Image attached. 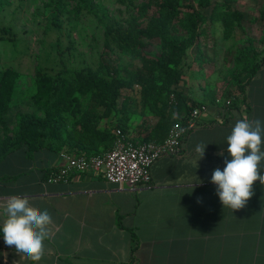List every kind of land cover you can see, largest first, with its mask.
Segmentation results:
<instances>
[{"label": "crops", "instance_id": "crops-1", "mask_svg": "<svg viewBox=\"0 0 264 264\" xmlns=\"http://www.w3.org/2000/svg\"><path fill=\"white\" fill-rule=\"evenodd\" d=\"M246 91L248 110L202 112L182 151L152 165L150 183L118 185L100 173L54 181L48 173L62 166L61 151L11 152L0 161V225L11 196L27 197L53 222L39 262L17 253L0 234V264H264V185L255 181L247 204L232 210L211 182L213 171L231 159L227 137L236 121L264 122V63ZM137 113L129 108L107 125L125 123L130 139L140 142L158 117ZM200 143L206 145L202 159L195 152Z\"/></svg>", "mask_w": 264, "mask_h": 264}, {"label": "trees", "instance_id": "trees-1", "mask_svg": "<svg viewBox=\"0 0 264 264\" xmlns=\"http://www.w3.org/2000/svg\"><path fill=\"white\" fill-rule=\"evenodd\" d=\"M76 1L78 11L84 7L91 10L98 7L94 0ZM120 1L134 13L123 25L105 22L106 34L131 58H140L142 66L123 67L108 55L109 50H105L96 69L64 67L56 72L40 69L33 96L35 110L19 113L14 135L6 136L0 142V161L22 147L28 149L30 156L42 148L88 156L103 155L116 142V135L107 120H113L121 113L127 114L129 108L137 105L134 92L141 98L142 113L146 115L150 111L158 117L150 133L140 142H162L171 128L182 123L193 108L198 107L203 112V105L190 100L179 83L186 53L197 43L206 22L204 12L194 3L183 0H142L139 6L131 0ZM199 4L209 8L213 0H199ZM219 6L224 35L228 38L243 20L244 13L234 6L233 0H219ZM177 25L184 29L185 37L165 31L166 26ZM145 40L157 41L161 54L148 53ZM256 54L253 43L237 54L233 77L242 98L230 102L228 111L249 108L247 86L264 63V55L259 63L253 61ZM17 76L15 70L7 69L0 78V126L6 131L10 130L9 112ZM83 96L89 99L86 107L82 103ZM118 125L126 132L125 123ZM56 171L50 170L48 178Z\"/></svg>", "mask_w": 264, "mask_h": 264}, {"label": "rangeland", "instance_id": "rangeland-1", "mask_svg": "<svg viewBox=\"0 0 264 264\" xmlns=\"http://www.w3.org/2000/svg\"><path fill=\"white\" fill-rule=\"evenodd\" d=\"M131 1L135 6L143 3ZM183 1L194 3L204 12L206 22L197 43L186 53L180 88L190 100L203 105L205 115H226L229 103L242 98L233 77L237 54L253 43L257 49L253 61L259 63L264 55V0H233L244 18L228 38L219 17V0H213L209 8H203L199 0ZM94 4L98 5L95 11L85 7L78 11L76 0H0V78L7 69L18 74L9 112L10 130L0 126V142L14 135L19 113L35 110L33 96L40 69L48 72L64 67L96 69L105 50L123 67L142 66L140 58H131L106 34L104 25L105 22L123 25L134 10L120 0H94ZM165 31L182 38L186 34L178 25L166 26ZM145 43L148 53L161 54L157 41L145 40ZM133 99L137 105L131 108L139 109L140 114L136 115H141L138 93H133ZM88 100L82 97L84 107ZM147 114L154 115L150 111Z\"/></svg>", "mask_w": 264, "mask_h": 264}, {"label": "clouds", "instance_id": "clouds-1", "mask_svg": "<svg viewBox=\"0 0 264 264\" xmlns=\"http://www.w3.org/2000/svg\"><path fill=\"white\" fill-rule=\"evenodd\" d=\"M264 122L237 120L227 137V153L230 160L225 167L216 168L211 182L217 186V195L224 208H243L253 196V184L259 180L264 185L261 164L264 162ZM206 145L197 144L195 152L200 159L205 155ZM199 159V160H200ZM196 163V161H193ZM6 219L0 225L3 239L17 253L33 262H39L44 254V241L50 238L52 217L47 210L32 206L27 197L11 196L4 208Z\"/></svg>", "mask_w": 264, "mask_h": 264}, {"label": "built area", "instance_id": "built-area-1", "mask_svg": "<svg viewBox=\"0 0 264 264\" xmlns=\"http://www.w3.org/2000/svg\"><path fill=\"white\" fill-rule=\"evenodd\" d=\"M201 110L198 107L175 124L162 142L149 140L137 142L127 135L121 126L113 127L116 142L103 155H83L61 151L62 166L50 178L69 181L79 174H102L108 181L118 185H138L152 181V165L165 155L178 154L190 132L199 124Z\"/></svg>", "mask_w": 264, "mask_h": 264}]
</instances>
